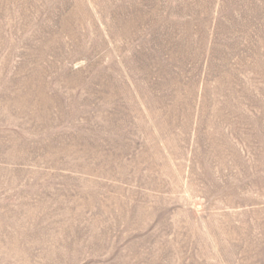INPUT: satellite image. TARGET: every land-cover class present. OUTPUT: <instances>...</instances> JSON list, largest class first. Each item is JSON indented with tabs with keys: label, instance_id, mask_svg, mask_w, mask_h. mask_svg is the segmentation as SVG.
Returning <instances> with one entry per match:
<instances>
[{
	"label": "rangeland",
	"instance_id": "1",
	"mask_svg": "<svg viewBox=\"0 0 264 264\" xmlns=\"http://www.w3.org/2000/svg\"><path fill=\"white\" fill-rule=\"evenodd\" d=\"M0 264H264V0H0Z\"/></svg>",
	"mask_w": 264,
	"mask_h": 264
}]
</instances>
